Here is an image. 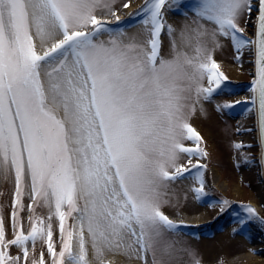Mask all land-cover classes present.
<instances>
[{
	"label": "snow or ice",
	"instance_id": "1",
	"mask_svg": "<svg viewBox=\"0 0 264 264\" xmlns=\"http://www.w3.org/2000/svg\"><path fill=\"white\" fill-rule=\"evenodd\" d=\"M168 11L185 22L168 24ZM224 41L254 55L255 75L250 96L217 108L243 104L254 115L246 131L257 132L264 164V0H144L124 20L116 0H0V184L9 201L7 217L0 203V264H203L165 208L188 176L195 198L207 195L206 165L192 159L208 152L191 119L228 89L214 57ZM217 203L220 215L231 208ZM242 207L232 235L264 232V216Z\"/></svg>",
	"mask_w": 264,
	"mask_h": 264
},
{
	"label": "rangeland",
	"instance_id": "2",
	"mask_svg": "<svg viewBox=\"0 0 264 264\" xmlns=\"http://www.w3.org/2000/svg\"><path fill=\"white\" fill-rule=\"evenodd\" d=\"M125 2L128 0H116V12L121 20L127 18V13L139 8L144 0H131L132 8L123 12L122 5ZM252 19L255 20L254 15ZM165 20L168 24L178 28L185 22V17L174 15L168 11L165 13ZM240 27L244 28L241 35L248 38L253 37L252 26H245L242 20ZM126 30L131 35L139 31V28L127 27ZM168 39L166 34L162 35L165 53L168 50ZM222 43L223 47L216 49L214 57L219 65V70L227 77L228 89L216 95L211 102L206 103L204 112L197 109L191 119L192 126L203 137L201 146L208 152L207 157L192 159L194 164L199 159L200 165H206L204 180L207 195L202 199H196L191 191L193 179L188 176L187 179L180 180L171 186L172 204L165 208V212L172 218H176L175 214L182 211L187 212L188 215L203 213V216L207 217L199 224L192 225V229L186 223H183L186 227L181 229V238L188 240L198 250L203 264H214L210 256H214L215 253L220 254L224 264H227L232 257L248 253L245 250L247 244L255 250L250 255L259 260L254 264H264V232L256 225H252L250 239L242 234L232 235V228L235 227L233 214L244 215L242 206L252 205L253 202L260 209L256 212L264 216V191L258 165L255 131H246V129L255 128L254 115L247 113L243 104L222 112L217 108V105L225 102L245 99V93L249 91L252 82V65L250 66V63L253 57L247 48L243 50L242 54H238L230 42ZM238 55L239 60L237 59ZM238 127L241 129L240 132H237ZM186 143L191 146L190 142ZM236 143H241L244 147L236 149L234 147ZM249 145L251 147H248ZM245 158L250 159L251 162L245 163ZM184 162L187 164V160ZM0 192H5V195L0 197V203L4 205L7 217L9 201L6 194L7 189L2 184H0ZM222 200L230 201L231 208L220 215L217 202ZM25 227H27V223H25ZM211 235L220 237L219 242L212 244V247L205 252L199 244L198 238L210 239ZM39 247L38 243L37 249Z\"/></svg>",
	"mask_w": 264,
	"mask_h": 264
},
{
	"label": "bare ground",
	"instance_id": "3",
	"mask_svg": "<svg viewBox=\"0 0 264 264\" xmlns=\"http://www.w3.org/2000/svg\"><path fill=\"white\" fill-rule=\"evenodd\" d=\"M132 6L133 5L130 4L128 8H123V12L124 11H128L129 9L132 8ZM171 22L173 23L174 21L172 20ZM251 65H252V75H253L252 78L254 79V70H253L254 69V58H253L252 62L250 63V66ZM250 95H251L250 91H247L245 93L246 97L250 96ZM255 137H256L257 146L259 148L258 155H259V159H260L261 147L259 146V143H258V135H257L256 131H255ZM260 164H261V161H260ZM263 188H264V179H263ZM252 205H253L255 210L260 211V209L253 202H252ZM175 215H176V218L175 217H173V218L170 217V218L174 219L178 223L183 222V223L188 224L190 229H192V227H191L192 225L199 224V222H202V221L206 220L205 218H207V217L203 216V213H198L197 215H194V214L188 215L187 212H185V211L184 212L183 211L182 212H178ZM219 238L220 237H217V236L215 237V235H213V236L211 235L210 239L198 238V242L203 247L204 251L207 252L212 247V244H218ZM247 242H249V241H247ZM245 246H247V249H245V250L248 251V253L240 254L238 256L232 257L227 262V264H242V263L254 264L255 262L259 261V260L254 259V257H252L250 255L252 252L253 253L255 252L254 248L248 246V244L245 245ZM112 259H114V264H139V261H136L134 259L129 260V259L125 258V257H117V258H112ZM210 259L214 261V264H217V261L220 260V259H223V258H222V256L220 254L215 253L214 256L213 255L210 256Z\"/></svg>",
	"mask_w": 264,
	"mask_h": 264
},
{
	"label": "water",
	"instance_id": "4",
	"mask_svg": "<svg viewBox=\"0 0 264 264\" xmlns=\"http://www.w3.org/2000/svg\"><path fill=\"white\" fill-rule=\"evenodd\" d=\"M254 75H255V63H254ZM262 154V149H261ZM261 154H260V161H261ZM261 172H262V181L264 179V164L261 163Z\"/></svg>",
	"mask_w": 264,
	"mask_h": 264
}]
</instances>
